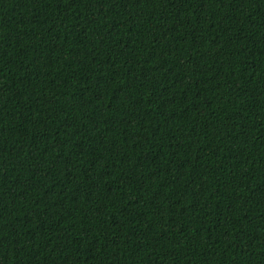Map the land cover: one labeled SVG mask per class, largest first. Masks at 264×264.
Segmentation results:
<instances>
[{
    "label": "trees",
    "instance_id": "trees-1",
    "mask_svg": "<svg viewBox=\"0 0 264 264\" xmlns=\"http://www.w3.org/2000/svg\"><path fill=\"white\" fill-rule=\"evenodd\" d=\"M0 264H264V0H0Z\"/></svg>",
    "mask_w": 264,
    "mask_h": 264
}]
</instances>
